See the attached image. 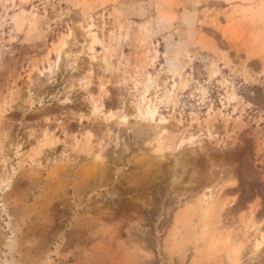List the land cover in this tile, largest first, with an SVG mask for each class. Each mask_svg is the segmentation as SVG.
<instances>
[{
    "label": "rangeland",
    "instance_id": "374dc122",
    "mask_svg": "<svg viewBox=\"0 0 264 264\" xmlns=\"http://www.w3.org/2000/svg\"><path fill=\"white\" fill-rule=\"evenodd\" d=\"M0 264H264V0H0Z\"/></svg>",
    "mask_w": 264,
    "mask_h": 264
},
{
    "label": "bare ground",
    "instance_id": "6f19581e",
    "mask_svg": "<svg viewBox=\"0 0 264 264\" xmlns=\"http://www.w3.org/2000/svg\"><path fill=\"white\" fill-rule=\"evenodd\" d=\"M154 112H155V108L151 110V115L153 116L154 115Z\"/></svg>",
    "mask_w": 264,
    "mask_h": 264
}]
</instances>
